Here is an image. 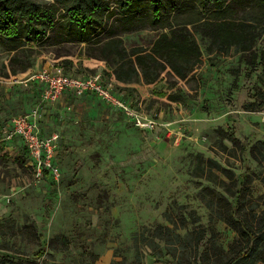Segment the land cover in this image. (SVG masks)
Masks as SVG:
<instances>
[{"label": "rangeland", "instance_id": "1", "mask_svg": "<svg viewBox=\"0 0 264 264\" xmlns=\"http://www.w3.org/2000/svg\"><path fill=\"white\" fill-rule=\"evenodd\" d=\"M27 1L51 8L55 24L34 23L45 32L38 42L20 30L16 51L5 48L15 40L0 45V125L36 112L42 136L60 137L59 178L37 179L20 141L0 139V252L34 264H131L136 232L183 219L189 232L205 231L200 251L211 235L227 250L236 233L217 215H243L264 194V31L251 54L233 48L227 55L193 32L203 64L186 82L162 73L153 84L141 77L123 84L92 42H61L68 35L62 5ZM102 2L101 24L89 28L95 34L111 25L118 5ZM158 35L145 29L124 35L123 45L150 49ZM49 65L72 76L100 75L157 127L140 131L94 97L64 95L56 106L39 109V92L19 82ZM161 250L155 258L143 249L142 264H176Z\"/></svg>", "mask_w": 264, "mask_h": 264}, {"label": "trees", "instance_id": "2", "mask_svg": "<svg viewBox=\"0 0 264 264\" xmlns=\"http://www.w3.org/2000/svg\"><path fill=\"white\" fill-rule=\"evenodd\" d=\"M55 1L63 6L67 19L68 35L62 37L61 42H92L98 48L97 58L111 61L114 80L123 84L139 77L153 84L162 78V73L186 82L203 64L193 32L206 38L216 54L227 55L233 48L239 53L251 54L260 32L264 31V0H117V9L109 15L113 18L111 25L98 34L89 28L93 29L95 23L101 24L97 13L105 6L102 0ZM35 22L53 27L55 19L51 8L42 10L27 0H0V45L4 40H15L9 41L12 46L5 48L16 51L14 42L22 37L20 30L38 42L40 34L45 37V32L34 28ZM145 29L159 34L152 47L127 50L122 37ZM99 36L101 39L94 40ZM262 55L264 72V53ZM254 60L256 58L250 64ZM216 218L236 233L227 250L215 243L211 235L200 251L205 231L193 228L189 232L183 219L179 225L175 222H171V227L157 224L136 232L132 238L136 254L131 264H142L143 249L151 252L150 257H160L161 246L176 264H264V194L243 215L218 214ZM65 242L62 240L63 244ZM44 254L45 250L41 249L37 256L41 258ZM0 264L34 263L20 258L14 260L9 253L0 252Z\"/></svg>", "mask_w": 264, "mask_h": 264}, {"label": "built area", "instance_id": "3", "mask_svg": "<svg viewBox=\"0 0 264 264\" xmlns=\"http://www.w3.org/2000/svg\"><path fill=\"white\" fill-rule=\"evenodd\" d=\"M19 84L31 86L39 92V109L56 106L64 95L73 98L94 97L105 108L120 113L140 131H152L158 125L151 117L139 113L132 103L106 87L100 75L88 78L72 76L66 74L61 65H49L32 73ZM37 118L36 112L9 118L0 125V139L4 143L20 141L27 154L25 166L34 177L42 179L50 176L58 179L60 137L57 134L42 136ZM262 120L264 123V117Z\"/></svg>", "mask_w": 264, "mask_h": 264}, {"label": "crops", "instance_id": "4", "mask_svg": "<svg viewBox=\"0 0 264 264\" xmlns=\"http://www.w3.org/2000/svg\"><path fill=\"white\" fill-rule=\"evenodd\" d=\"M102 105V104H101ZM102 107H104L103 105H102ZM22 147V146H21Z\"/></svg>", "mask_w": 264, "mask_h": 264}]
</instances>
